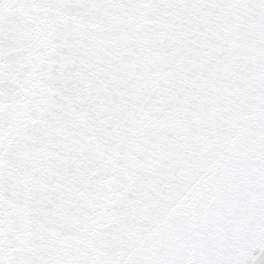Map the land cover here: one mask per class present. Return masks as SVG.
Returning <instances> with one entry per match:
<instances>
[{
  "label": "snow or ice",
  "instance_id": "6c2138e0",
  "mask_svg": "<svg viewBox=\"0 0 264 264\" xmlns=\"http://www.w3.org/2000/svg\"><path fill=\"white\" fill-rule=\"evenodd\" d=\"M0 264H264V0H0Z\"/></svg>",
  "mask_w": 264,
  "mask_h": 264
}]
</instances>
